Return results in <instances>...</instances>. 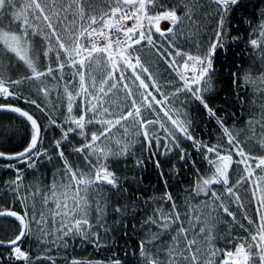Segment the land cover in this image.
I'll list each match as a JSON object with an SVG mask.
<instances>
[{
	"label": "snow or ice",
	"instance_id": "1",
	"mask_svg": "<svg viewBox=\"0 0 264 264\" xmlns=\"http://www.w3.org/2000/svg\"><path fill=\"white\" fill-rule=\"evenodd\" d=\"M0 162V264H264V0H0Z\"/></svg>",
	"mask_w": 264,
	"mask_h": 264
},
{
	"label": "trees",
	"instance_id": "2",
	"mask_svg": "<svg viewBox=\"0 0 264 264\" xmlns=\"http://www.w3.org/2000/svg\"><path fill=\"white\" fill-rule=\"evenodd\" d=\"M201 135H204V132L200 133ZM2 163V162H0ZM144 175V184L149 188V195L153 192V187H155L158 191L157 194H159L160 186L156 185V173L154 170L149 168L148 171L143 173ZM3 176V172L0 171V177ZM173 191H180V188L177 187L176 189H173ZM133 248L131 246V242L125 243L124 240H120L116 247L109 250H104L97 252L93 249L91 246H87L86 249L81 253L79 245H77V252L75 253L78 256H82L83 258H91V259H104L105 257H108L107 254L113 253L117 254L120 257L124 258H130L132 254ZM121 253H127V256H122Z\"/></svg>",
	"mask_w": 264,
	"mask_h": 264
},
{
	"label": "bare ground",
	"instance_id": "3",
	"mask_svg": "<svg viewBox=\"0 0 264 264\" xmlns=\"http://www.w3.org/2000/svg\"><path fill=\"white\" fill-rule=\"evenodd\" d=\"M114 253V252H113ZM113 253L107 254V256L113 255ZM122 256H126V253H121Z\"/></svg>",
	"mask_w": 264,
	"mask_h": 264
},
{
	"label": "built area",
	"instance_id": "4",
	"mask_svg": "<svg viewBox=\"0 0 264 264\" xmlns=\"http://www.w3.org/2000/svg\"><path fill=\"white\" fill-rule=\"evenodd\" d=\"M115 255H117V254H115ZM119 256V255H118Z\"/></svg>",
	"mask_w": 264,
	"mask_h": 264
}]
</instances>
